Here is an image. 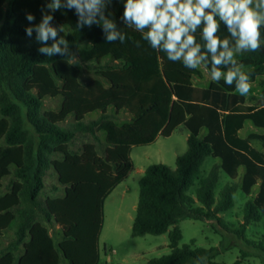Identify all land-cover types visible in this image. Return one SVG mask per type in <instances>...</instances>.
<instances>
[{
    "label": "trees",
    "instance_id": "obj_1",
    "mask_svg": "<svg viewBox=\"0 0 264 264\" xmlns=\"http://www.w3.org/2000/svg\"><path fill=\"white\" fill-rule=\"evenodd\" d=\"M9 1L0 0V143L6 144L0 149V241L9 230L14 238L0 250V264H61L62 257L67 264H99L105 200L134 169L131 149L159 136L168 138L180 126L190 133L188 151L178 157L176 169L164 164L148 167L140 181L132 233H168L171 253L148 264H196L199 257L207 258L202 264H222L215 261L213 250L180 248L178 224L185 218L219 220V214L233 209L235 185L225 186L219 199L216 196L220 171L236 181L242 168L243 193L250 197L255 187L260 190L245 205L240 235L264 219V151L254 146L259 142L264 147V133L240 134L248 121L264 131V91L256 104H249L223 80L208 87L195 85L202 75L199 68L169 61L143 40L142 33L124 24V0H112L105 12L125 33L124 43H107L98 25L78 28L74 9L52 12L46 7L49 0H12L6 8ZM42 9L53 15V26H63L60 35L79 64L39 53L43 45L36 42L35 32L31 38L26 35V27L40 22ZM28 13L34 21L26 19ZM219 35L228 36L223 24ZM196 38L203 43L199 32ZM107 58L119 64L105 65ZM237 60L254 69L251 80L262 78L264 86V48ZM80 64L98 69V77L83 84ZM57 98L62 101L59 110H44L46 100ZM111 108L117 113L110 114ZM120 112L128 113L131 122L118 125L113 118ZM95 113L99 118L89 120ZM101 132L106 134L103 155ZM79 134L95 141L74 153L70 146ZM210 157L221 163L202 178ZM50 170L65 193L42 201ZM8 177L14 180L3 193ZM198 181L195 198L190 191ZM41 216L58 227L60 242Z\"/></svg>",
    "mask_w": 264,
    "mask_h": 264
},
{
    "label": "rangeland",
    "instance_id": "obj_2",
    "mask_svg": "<svg viewBox=\"0 0 264 264\" xmlns=\"http://www.w3.org/2000/svg\"><path fill=\"white\" fill-rule=\"evenodd\" d=\"M11 1L7 3L6 8H8ZM94 26L97 25L94 24L91 27ZM103 62L105 65L115 64L112 58L104 59ZM76 64H79V60ZM80 66L82 72L80 81L83 84L90 83L98 77V69H89L81 64ZM199 69L202 75L195 79V82L198 86L208 87L214 81L211 80L207 69L204 67H200ZM263 91L262 78L251 80L250 93L246 95L247 102L249 104H256L261 98ZM61 103L62 101L59 98L48 99L45 102L44 110H59ZM109 113L114 115L117 112L111 108ZM99 116V113H95L89 116L88 119L95 120ZM113 120L120 126L131 122L130 115L125 112H120L119 116L113 118ZM251 132L264 133V131L257 129L252 122L248 121L245 129L240 134L242 137H245ZM206 134L207 130H203L202 135ZM189 135V131L184 126H180L168 138L159 136L156 141L149 145L136 146L131 149L130 154L134 162V169L122 185L105 200L104 227L99 239V264H148L153 259L171 253V242L168 233L158 236L146 235L135 237L132 233V228L139 203L140 181L145 177L146 170L154 164H164L176 169L178 157L183 156L188 151ZM100 138L103 143L99 146V152L100 155H103L106 134L101 132ZM94 141L91 135L79 134L71 144L70 149L74 153H81L85 143ZM5 146V142L0 143V149ZM254 146L264 151L261 143L256 142ZM220 163V160L208 158L202 168L203 173L201 177H207L213 166ZM244 174L245 169L242 168L240 170V178L234 181L225 172L220 171L216 196L219 199L220 191L225 186L229 184L235 185L237 190L234 196V208L228 212L219 214V220L182 219L178 224L183 235L179 243L180 248L190 246L192 249L203 248L213 250L215 261L222 264H235L238 260H242V264H264V219L249 226L244 236H241L239 233L244 223L245 205L260 190V187L257 186L254 188L252 196L248 197L245 195L241 187ZM13 180V177H8L4 180L3 193L10 191ZM45 182L46 186L40 195L42 201L49 197L56 198L64 195L65 190L58 183L53 170L47 173ZM199 183L200 181L190 191V194L195 198ZM196 206H200V203L197 202ZM39 220L49 227L50 233L56 242L62 240L58 227L48 223L42 216L39 217ZM13 238L14 231H7L0 241V250L7 248ZM244 254L247 257L244 258ZM61 264H67L63 257Z\"/></svg>",
    "mask_w": 264,
    "mask_h": 264
},
{
    "label": "clouds",
    "instance_id": "obj_3",
    "mask_svg": "<svg viewBox=\"0 0 264 264\" xmlns=\"http://www.w3.org/2000/svg\"><path fill=\"white\" fill-rule=\"evenodd\" d=\"M112 0H49L47 9L55 12L61 8L74 9L77 27L98 25L107 43H124L125 33L106 15ZM39 23L26 27V35L43 45L39 53L48 57H66L76 64L77 57L70 50L68 40L61 36L63 26H53V15L45 10ZM29 22L35 17L28 13ZM128 28L142 33L143 40L156 51L164 52L172 62H181L185 68L208 69L211 80L224 81L235 86L241 96L250 93L251 72L237 56L245 52H259L264 48V0H124L121 17ZM221 24L228 36L221 38ZM200 33L203 43L198 42ZM52 41L49 45L48 42ZM139 46V41L136 42ZM206 257H199L202 264Z\"/></svg>",
    "mask_w": 264,
    "mask_h": 264
},
{
    "label": "crops",
    "instance_id": "obj_4",
    "mask_svg": "<svg viewBox=\"0 0 264 264\" xmlns=\"http://www.w3.org/2000/svg\"><path fill=\"white\" fill-rule=\"evenodd\" d=\"M117 64H119V63H118V62H115L114 65H117ZM195 81H196V80H195ZM195 81H194V83H195V85H197ZM197 86H198V85H197ZM199 87H201V86H199ZM130 119H131V116H130ZM249 134H250V133H248L245 137H247ZM121 185H122V183H121L118 187H116L112 192H114V191H115L117 188H119ZM112 192H111V193H112ZM111 193H110V194H111ZM103 227H104V224H103ZM102 230H103V228H102ZM101 232H102V231H101Z\"/></svg>",
    "mask_w": 264,
    "mask_h": 264
}]
</instances>
